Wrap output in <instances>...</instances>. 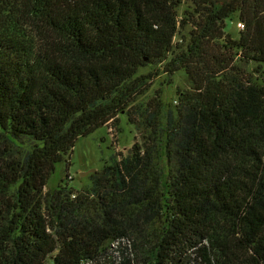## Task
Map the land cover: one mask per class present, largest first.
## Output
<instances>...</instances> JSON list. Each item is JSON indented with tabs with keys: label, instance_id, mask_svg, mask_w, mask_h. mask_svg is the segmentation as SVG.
<instances>
[{
	"label": "trees",
	"instance_id": "trees-1",
	"mask_svg": "<svg viewBox=\"0 0 264 264\" xmlns=\"http://www.w3.org/2000/svg\"><path fill=\"white\" fill-rule=\"evenodd\" d=\"M187 1L179 18L184 0H0V264H264V0ZM235 16L237 38L225 32ZM158 63L192 81L180 116L162 93L138 103L145 150L74 199L66 185L46 191Z\"/></svg>",
	"mask_w": 264,
	"mask_h": 264
},
{
	"label": "rangeland",
	"instance_id": "rangeland-1",
	"mask_svg": "<svg viewBox=\"0 0 264 264\" xmlns=\"http://www.w3.org/2000/svg\"><path fill=\"white\" fill-rule=\"evenodd\" d=\"M191 7L190 2L184 0L183 4L179 7V18L183 17L186 10ZM237 16L226 20L225 32L226 34L229 33L234 38H237L241 30L245 27H242L244 23L239 21ZM191 29L192 26L190 25L182 29L174 38V42H180L182 36L188 38ZM226 39L227 36L223 37L220 44L226 42ZM212 45L218 50L217 44L214 41ZM237 62L240 67L246 68V70L255 71L254 69H257L256 61L250 60L247 63L238 56ZM150 73L154 76L153 80H150L146 92L139 95L137 101H135L136 103L132 105L128 113H126L125 110L122 111L113 122L102 125L93 133L78 139L74 150L65 155L64 160L57 165V169H55L51 175L49 184L45 188L46 191L53 192L60 186L66 185L68 188H73L71 199H74L80 191H85L84 188L93 186L91 175L94 173L99 175L105 165L108 166L114 162L113 159L116 160L121 159L123 156L126 157L131 153V150L137 143L142 145L141 147L145 150V141H147L148 136H150L152 127L146 124L145 115L136 111L135 106H137L138 103L145 105L162 93V103L164 107L167 109L169 108L177 116H180V111L182 110L180 104V97L182 95H180V91L183 93L190 91L193 85L188 74L185 70H177L170 76L163 72L159 63L142 66L139 70V74L147 75ZM255 75L258 76V73H255ZM154 108H156V106L153 105V109ZM138 109L139 107L137 106V110ZM130 118H132L133 121H131ZM161 141L162 144L166 145L165 137H162L160 143ZM156 143L160 148L162 147L161 144H158V141ZM172 148L174 149L170 144L169 149ZM157 152L159 153V151ZM156 161L160 162L158 158ZM174 163L175 160L173 159L171 164ZM82 172L86 173L81 174ZM125 242L127 243V240ZM117 245L115 241L110 252L120 258L122 252Z\"/></svg>",
	"mask_w": 264,
	"mask_h": 264
},
{
	"label": "water",
	"instance_id": "water-1",
	"mask_svg": "<svg viewBox=\"0 0 264 264\" xmlns=\"http://www.w3.org/2000/svg\"><path fill=\"white\" fill-rule=\"evenodd\" d=\"M218 3H221V4H223V3H226V2H228V1H230V0H216ZM84 173H86V172H82L81 174H84Z\"/></svg>",
	"mask_w": 264,
	"mask_h": 264
},
{
	"label": "built area",
	"instance_id": "built-area-1",
	"mask_svg": "<svg viewBox=\"0 0 264 264\" xmlns=\"http://www.w3.org/2000/svg\"><path fill=\"white\" fill-rule=\"evenodd\" d=\"M242 25V24H241ZM242 27H244V25L242 26ZM116 243H117V241H116ZM114 244V243H113Z\"/></svg>",
	"mask_w": 264,
	"mask_h": 264
}]
</instances>
